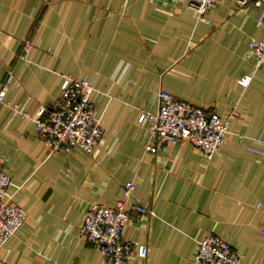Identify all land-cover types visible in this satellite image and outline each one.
<instances>
[{"label":"crops","instance_id":"0c3cea01","mask_svg":"<svg viewBox=\"0 0 264 264\" xmlns=\"http://www.w3.org/2000/svg\"><path fill=\"white\" fill-rule=\"evenodd\" d=\"M263 37L261 9L236 0H217L200 20L187 0H0V160L26 215L0 264H108L80 236L81 219L93 204L113 207L127 182L152 216L131 215L121 232L147 258L120 264H193L207 235L238 264H264V67L248 47ZM64 76L94 79L102 137L91 154L46 157L33 120ZM160 92L234 114L211 160L186 142L146 152L154 141L137 118L156 111Z\"/></svg>","mask_w":264,"mask_h":264},{"label":"built area","instance_id":"2783aa9c","mask_svg":"<svg viewBox=\"0 0 264 264\" xmlns=\"http://www.w3.org/2000/svg\"><path fill=\"white\" fill-rule=\"evenodd\" d=\"M200 20L217 0H187ZM240 5L251 3L264 15V0H236ZM32 44L24 42L19 59L24 60ZM248 47L257 67H264V37L252 40ZM249 77L241 78L238 85L246 87ZM5 86L0 88V104L4 100ZM94 79H72L64 76L60 84V95L50 109H40L34 118L35 132L46 149V157L61 151L78 148L91 154L98 146L102 129L94 113L92 96ZM220 118L212 112L173 99L168 93L158 94L155 112H141L137 124L142 127L154 143L146 146V152L155 154L163 146L180 142L189 143L205 159L211 160L229 133L230 120ZM12 185L2 169L0 160V248L16 235L26 219L25 212L15 205L7 191ZM135 187L127 182L122 195L113 207L93 204L81 219L79 228L82 239L99 252L108 264H120L132 258L145 260L148 247L123 241L121 232L131 215L152 216V212L134 197ZM264 212V206L257 205ZM264 238V230L259 232ZM193 264H238V254L220 237L207 235L197 242L192 258Z\"/></svg>","mask_w":264,"mask_h":264}]
</instances>
